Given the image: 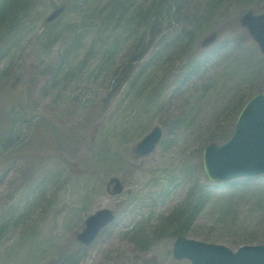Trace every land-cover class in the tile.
Returning <instances> with one entry per match:
<instances>
[{"label":"rangeland","instance_id":"obj_1","mask_svg":"<svg viewBox=\"0 0 264 264\" xmlns=\"http://www.w3.org/2000/svg\"><path fill=\"white\" fill-rule=\"evenodd\" d=\"M245 10L264 0H26L3 15L0 264H191L175 236L264 243V174L212 182L202 166L264 93ZM100 208L115 217L83 246Z\"/></svg>","mask_w":264,"mask_h":264},{"label":"water","instance_id":"obj_2","mask_svg":"<svg viewBox=\"0 0 264 264\" xmlns=\"http://www.w3.org/2000/svg\"><path fill=\"white\" fill-rule=\"evenodd\" d=\"M63 6L54 9L47 20H52ZM239 22L245 26L264 53V12L245 10ZM215 39L209 35L203 41ZM162 136V129L155 126L135 146L139 155L150 153ZM202 165L212 181H227L237 177H250L264 173V93L253 94L240 109L231 137L217 145L210 143L203 148ZM114 212L109 208L98 209L85 220V227L77 233V239L90 244L99 230L112 221ZM173 255L186 257L192 264H264V245H242L232 251L222 244L204 242L177 236L173 243Z\"/></svg>","mask_w":264,"mask_h":264},{"label":"trees","instance_id":"obj_3","mask_svg":"<svg viewBox=\"0 0 264 264\" xmlns=\"http://www.w3.org/2000/svg\"><path fill=\"white\" fill-rule=\"evenodd\" d=\"M25 1L26 0H0V23H2V20L4 18L3 15H5L6 13L13 14L14 10L18 6L23 5ZM191 218L192 214L190 216V219Z\"/></svg>","mask_w":264,"mask_h":264}]
</instances>
